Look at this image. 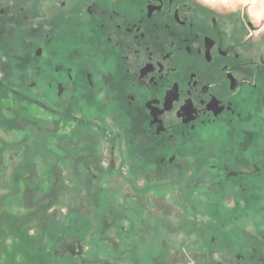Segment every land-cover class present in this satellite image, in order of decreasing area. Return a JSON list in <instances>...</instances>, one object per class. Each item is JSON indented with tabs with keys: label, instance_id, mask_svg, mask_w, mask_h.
Here are the masks:
<instances>
[{
	"label": "flooded vegetation",
	"instance_id": "flooded-vegetation-1",
	"mask_svg": "<svg viewBox=\"0 0 264 264\" xmlns=\"http://www.w3.org/2000/svg\"><path fill=\"white\" fill-rule=\"evenodd\" d=\"M0 55L60 118L11 171L68 210L12 214L11 264H264V0H0Z\"/></svg>",
	"mask_w": 264,
	"mask_h": 264
},
{
	"label": "rangeland",
	"instance_id": "rangeland-1",
	"mask_svg": "<svg viewBox=\"0 0 264 264\" xmlns=\"http://www.w3.org/2000/svg\"><path fill=\"white\" fill-rule=\"evenodd\" d=\"M1 56V55H0ZM3 70H6V67H0V91L4 89H22L25 83H28L29 80L24 81L20 76L11 77L10 87L2 86L3 79ZM65 121V119H64ZM60 118L59 115L53 113L52 111L44 110L39 104H36L33 100L25 101L21 97L13 96L12 93L8 95L0 93V264H11L12 258L10 254V240L12 239L8 234V228L10 225V218L15 216L16 218H27L30 213H34L39 210L40 206H43L44 200L47 202L50 199L49 188L51 187L46 183L47 180L54 179L50 177H28V173H25L20 166L17 168L16 174H13L12 167L10 165V160L14 152L18 148L10 147V142L15 141L18 143L24 142V139L29 137L30 139L41 138L44 134L45 136L52 139L48 143L50 147L56 148L52 145L54 139L57 137L56 133H50L44 128L49 127L50 130H53L56 124H59ZM66 122V121H65ZM67 128L72 127L73 122L71 120L67 121ZM39 128H42L39 129ZM32 134L28 135V132ZM49 133V135H48ZM43 134V135H42ZM44 137V136H43ZM23 145V144H20ZM14 150V151H13ZM23 149L18 155H14V163H19L22 157ZM80 180V179H79ZM67 188H70L72 185H75L78 181L74 177H67ZM32 187L42 186L47 192L45 195L39 189L25 192L24 187L26 185ZM40 185V186H39ZM96 185V182L93 184ZM14 191V192H13ZM49 193V194H48ZM84 190H80L79 194L75 193H66L62 195L63 201H69L74 199L79 195H83ZM36 200L40 205H37V208L33 204H28L29 198L31 197ZM44 196V197H43ZM64 196V197H63ZM57 212V213H56ZM55 212L53 208H47L41 210L42 215L54 220H64L67 217V209H58ZM42 215L38 214L37 218H40ZM33 217V214L31 215ZM23 223L21 222V225ZM20 225V226H21ZM23 227V226H22ZM21 244V243H20ZM16 246H19V242L16 243ZM17 264H22L19 258L16 259Z\"/></svg>",
	"mask_w": 264,
	"mask_h": 264
},
{
	"label": "clouds",
	"instance_id": "clouds-1",
	"mask_svg": "<svg viewBox=\"0 0 264 264\" xmlns=\"http://www.w3.org/2000/svg\"><path fill=\"white\" fill-rule=\"evenodd\" d=\"M219 131L214 126H209L201 130V136L205 142L210 141L214 136H218Z\"/></svg>",
	"mask_w": 264,
	"mask_h": 264
}]
</instances>
